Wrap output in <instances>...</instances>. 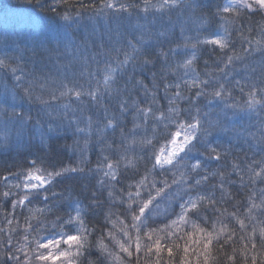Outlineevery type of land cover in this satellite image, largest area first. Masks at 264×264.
Segmentation results:
<instances>
[{
  "label": "trees",
  "instance_id": "1",
  "mask_svg": "<svg viewBox=\"0 0 264 264\" xmlns=\"http://www.w3.org/2000/svg\"><path fill=\"white\" fill-rule=\"evenodd\" d=\"M178 1L179 4L185 2ZM227 1L192 0L193 5L185 10L179 9V4L175 9L166 7L165 0H147V3L145 0H0L1 8L23 13L30 11L45 27L62 28L76 43L82 39L83 43L79 44H82L83 59H86L79 65V61L75 63L66 57V69L61 75H52L53 82L49 79L44 86L46 70L40 62L39 45L18 40L15 47L5 41L13 48L5 50V47V53H0V61L16 79H21L19 85L23 86L24 93L20 97L26 104L20 98L19 109L12 112L14 120L0 123L7 130L5 135L0 131V191L9 190L3 177L21 179L24 171L32 168V161L45 174L75 167L78 169L75 173L61 175L41 193H35L33 204L51 206L55 210L61 205L79 203L87 205L93 216L103 212L106 190L98 183L102 179L98 171L103 165L102 155L115 157L122 141L134 135H145L143 127L135 133L132 131L135 123L143 124L144 121V113L139 109L151 106L154 114L166 112L170 100L179 103L184 113L198 115L203 125L196 159L203 161L209 171L219 167L226 174L232 172L233 162H236L244 180L248 181L247 165L264 160V13L245 10L225 13ZM120 5L126 9L125 20L119 21L118 16L108 15V24L124 25L118 26L121 37L119 41L114 40L113 45L104 43L102 38L98 41L100 37L96 34L91 41L85 39V22L79 32L71 25L64 28L57 24L69 14L73 22L90 18V13L93 16L95 13V18L101 13L99 16H106L107 7ZM155 6L158 11H153ZM97 24L103 35L105 27ZM81 32H84L83 38ZM113 33L115 38L114 28ZM220 38L227 41L225 49L206 42ZM44 42L49 47L54 44L52 40ZM89 43L92 45L88 46ZM31 48L36 50L29 52ZM106 53H109L106 65L118 68L103 87L95 70L102 65ZM193 55L196 59L185 69L182 65ZM122 60L126 61L125 65L119 66ZM47 75L49 77L50 73ZM90 80L95 86L88 83ZM39 86L45 91L40 92ZM220 87L224 91L217 97L214 92ZM197 91L201 93L199 98L195 95ZM176 92L181 96L177 97ZM61 94H76L78 98L75 101L68 97L72 103L70 112L60 109L62 114L57 117L52 99L61 98ZM109 120L114 121L116 127L105 134L101 129ZM153 122L154 119L149 118L147 128ZM12 139L19 141L17 146L12 147L15 142ZM209 148H215L221 154L219 161L210 158ZM229 180L237 183L229 184ZM124 182L122 179L121 184ZM215 182L210 180L206 190H212ZM240 182L234 172L224 181L237 200L242 199L246 189L251 187L246 183L245 191H242L238 188ZM44 196L47 199H43ZM0 203L4 202L0 200ZM7 203H4L5 207ZM7 211L12 212L10 206ZM8 218H12L11 214ZM17 219L23 225L22 218L17 216ZM0 227L3 228L0 239L6 240L10 225L5 222L3 210H0ZM11 227H15V223ZM44 235L57 236L60 230L48 226ZM180 244L183 247L182 240ZM94 255L85 251L84 264H88ZM79 258H75L74 264ZM147 259L142 256L141 264ZM151 259L156 257L153 255ZM192 259L195 264V256ZM163 260L166 262L168 257L165 255Z\"/></svg>",
  "mask_w": 264,
  "mask_h": 264
},
{
  "label": "snow or ice",
  "instance_id": "2",
  "mask_svg": "<svg viewBox=\"0 0 264 264\" xmlns=\"http://www.w3.org/2000/svg\"><path fill=\"white\" fill-rule=\"evenodd\" d=\"M145 2L147 3V0ZM230 2L233 10L239 3L248 12L264 13V0ZM206 42L220 49L227 47L225 38ZM195 59L193 55L182 66L187 69ZM228 60L230 62L231 57ZM108 79L112 77L106 76V81ZM223 91V87H220L215 90L214 95L220 97ZM175 95L180 97L181 93L176 92ZM195 95L199 98L201 93L197 91ZM139 111L144 113V121L143 124L137 122L133 125L134 133L141 127L146 130L149 118L165 121L164 110L154 114L151 106H148ZM184 111L175 100L169 101V107L166 109L167 121L175 124L177 130L168 143L170 147L167 145L160 147L156 152L151 177L146 172L137 182H129L121 187L119 181L122 170H136V161L143 157L134 153L133 158L129 159L122 152H117L115 157L110 154L102 157L103 165L98 169L102 179L98 183L105 188L108 201L113 206L107 210V216L115 229V232L108 234L114 248L109 247L102 239L96 241V248L106 253L114 264H141L142 256L148 258L145 264H193V256L195 264H264V167L256 170L249 166L248 181H245L241 175L242 169L236 162H233L232 172L226 174L219 167L209 171L204 167L203 161L198 159L184 161L178 159L187 144L195 138L193 129L200 126L198 115L191 124L179 123L173 119L174 115ZM115 127V122L109 120L101 132L106 134L108 129ZM129 141L146 147L151 144L152 138L147 135H134ZM209 151L212 153L211 159L216 161L221 159V154L215 148H209ZM30 163L32 168L24 171L19 182L10 183L9 190L0 191V200L8 202L7 207L0 203V210L4 211L5 222L10 225L7 239H0L2 249L0 264H73L71 258L80 257L82 250L89 246L86 243L87 225L83 219L86 209L79 203L75 204L69 214V223L60 228L59 238L48 239L44 235L47 227H42V224L47 220L51 206H38L32 201L34 194L41 188L47 187L59 176L69 172L75 173L78 169L65 168L45 174L35 161ZM164 169L171 170L174 178L172 184L167 183V177L160 179L159 171ZM233 172L240 178L241 182L238 184L240 190L245 191V184L248 182L259 185V198L255 196L253 189L248 187L246 189L248 194L237 200L231 188L226 187L224 183L227 176ZM3 179L8 180V177L5 176ZM210 180L216 182L209 191L206 190V186ZM228 183L237 182L229 180ZM173 189L185 193L179 202L175 203L174 211L169 213V204L172 203L170 199L159 205L158 210L152 213L153 220L165 216L169 218L163 223L149 222L146 216L154 207V202L159 201L164 194ZM43 199H47V196ZM230 201L234 203L229 204ZM9 206L12 210L11 219L8 218ZM17 209H20L19 213L16 212ZM124 211H127V218L123 215ZM17 216L22 218L23 225ZM14 223L15 227H11ZM72 225L78 227L73 229ZM2 233L3 228L0 227V234ZM115 233H119L121 238L117 239ZM14 240L17 242L23 240L24 243L18 246ZM181 240L183 247L180 244ZM153 255L156 257L155 260L151 259ZM165 255L168 257L166 262L163 260Z\"/></svg>",
  "mask_w": 264,
  "mask_h": 264
},
{
  "label": "rangeland",
  "instance_id": "3",
  "mask_svg": "<svg viewBox=\"0 0 264 264\" xmlns=\"http://www.w3.org/2000/svg\"><path fill=\"white\" fill-rule=\"evenodd\" d=\"M163 3L166 4V7H172L173 9H175V7H177V4H179V1L178 0H168L167 2H163ZM190 5H193L192 0L182 2V4L181 3L179 4V9L183 8L186 10L188 9ZM107 9H108V12L106 13V16L105 15L99 16L102 14L100 12L101 14L98 13L99 15H97V18H95V13H94V16L90 13V18H87L81 21L77 20L73 22V21H70V19H72L73 17L72 15L70 16L69 14L66 16L67 18H69L68 20L65 19L64 17L58 20L57 24L58 26L61 25V27H64V28H68V26L71 25V27L74 28V31L79 32V29L83 25L82 23L85 22L87 23L84 25V27L87 29V34L84 37L85 39L88 38V40L91 41V37L95 36L94 34H96L97 37H100L98 41H101V38H102V41L104 43L111 42V44L113 45L115 44L114 40L119 41V38L121 37V30L120 28H118L119 25H117L119 23H115V24L111 23V25L108 24V19L110 17V16L108 17V15L110 14L116 17L118 16L119 18L118 17L117 18L119 19V21L125 20L127 16L123 15V13L125 12L124 6L120 5V6H114V7H107ZM157 9L159 8L156 7L155 10L153 9V11H158ZM225 9H228V11H225ZM235 10H244V9L241 7V4L238 3L235 5ZM235 10H233V5L230 2V0H228L227 3L225 4L224 12L228 13V12L235 11ZM78 17H81V16H78ZM98 22L101 23L105 27V29H103V35H102V32H99L97 29ZM122 26L124 25L120 24L119 27H122ZM113 28L115 30V35H116L115 38L113 37V34H114ZM83 35H84V32H81L82 38H83ZM18 40L19 41L22 40L24 41V43H28V45L30 43H34V44L37 43V45H39V51L42 52L41 53L42 55L40 57V62L46 70V76H45L44 84H43L44 86H45V83H47L49 79L51 80V82H53L52 75L54 77H56L58 73H60L61 75L62 71L66 69V63L68 61L67 59L65 60L66 57H70V59L75 63H78L79 61V65L81 63V60H86L85 58L83 59L84 55H82L83 54V49L81 47L82 44L81 45L79 44V43H83L82 39L80 42L76 43L75 39L72 36L68 35L67 32L63 30L62 28L58 30L56 28L45 27L44 23L41 24L35 20V18L31 15L30 11L23 13L19 10H10L9 8L4 9L0 7V51H1L0 53H5L4 51L7 49L12 50L13 48L12 46L15 45L16 42H19ZM44 40H48V41L52 40L54 44H52L51 47H49L47 46V43L44 44L45 43ZM5 41H7L8 43H12L13 45L11 46L9 44L11 46L9 48L8 45L5 43ZM90 45H92V43L88 44V46ZM16 46L17 45H15V47ZM34 50L36 49L31 48L28 51L32 52ZM108 56H109V53H106L105 57L103 56L104 61L102 62V65L99 66L98 69L95 70L98 73V80H99L98 82L103 87H106L109 81V79L106 81V76H109V75L111 77L114 76L118 68V66L110 68L106 65L105 61L107 62L109 61L107 59ZM61 58L62 60H60ZM61 61L63 62L59 63ZM125 62H126L125 60H122L119 66L125 65ZM91 71L94 72V70H91ZM49 73H50L51 78L50 76L48 77L47 75ZM90 81L88 83L93 85L94 84L93 81L91 82ZM19 83L20 84L22 83L21 79H18V78L16 79L13 73L8 71L7 67L4 66V63L0 61V123L3 122L2 124H5V120L7 121L14 120V115H12V112H15V110L19 109L20 104H21L20 98L26 104L23 97H20V94L21 93L23 94L24 90L22 88L23 86L19 85ZM39 90L40 92H43L45 91V88L43 86H39ZM60 96L62 99L59 98L58 96H56L55 99H52V101L56 104L57 110L55 111V115L57 117L61 116L62 114L61 112H60L61 114L59 113L60 109L62 110V112L64 111L70 112L72 108L71 100L76 101L77 100L76 98H78L76 94L71 95V96L68 94H61ZM27 97L28 96L26 95V98ZM68 97H70L71 100H69ZM35 101L39 102L38 100H35ZM3 111L6 113H4ZM2 117L5 119H3ZM2 126L3 125L0 126V131H2L3 135H5L7 130L3 128ZM12 141H15V142H12V147L17 146V143H19V141H16L14 139H12ZM167 146L170 147V145L168 144ZM21 179L6 180L5 182L6 187L8 188V185L10 183L19 182ZM45 188L46 187L41 188L39 192L41 193V191H43V189ZM12 190L14 191L15 189H12ZM10 214L11 212L9 213V215ZM47 238L56 239V238H59V235L57 236L54 235L53 237L50 236ZM13 242L17 243L18 246L19 244L24 243L23 240H20L18 242L14 240ZM33 247H35V245H33ZM75 258L76 257L71 258L73 260V264L75 263Z\"/></svg>",
  "mask_w": 264,
  "mask_h": 264
},
{
  "label": "clouds",
  "instance_id": "4",
  "mask_svg": "<svg viewBox=\"0 0 264 264\" xmlns=\"http://www.w3.org/2000/svg\"><path fill=\"white\" fill-rule=\"evenodd\" d=\"M167 115H168L167 112H165V121L154 119V122L152 123L151 127L147 128L146 130L144 129L145 135L150 136L152 138V142L150 145L145 147L140 145L139 143L132 144L129 141V139H127L122 141V143L118 146L119 147L118 152L125 153L126 157L129 159L133 158L134 153L137 156L143 157L142 159L136 161V170L134 171L122 170V175L119 181L121 187H124L129 182L131 183L137 182L140 176L145 174L146 172L149 173L151 177V169L153 168V160L156 152L159 150L161 144L169 143V141L172 139L173 134L177 130L175 124L171 123L170 121H167ZM194 117L195 115H193L192 113L183 112L178 115H174L173 119L177 120L179 123L191 124L195 122ZM166 121H167V126H165ZM199 124L200 126L198 129H193L195 138L190 143L187 144L185 150L182 153H180L178 159L182 161L188 159H196V155L199 152L201 146L202 135L204 133L203 125L200 122ZM121 163L123 164L124 162L122 161ZM249 166L257 170L260 167H264V160L253 161L251 164L247 165V168H249ZM159 177L161 180L167 177L168 184H172L174 179L171 175V170L169 169H164L163 171H159ZM122 179L125 181L123 184H121ZM251 188L253 189L255 196L259 198L260 186L251 184ZM247 194L248 193L246 192L244 196ZM184 195L185 193L183 191H177L176 189L167 192L162 196V198L159 201L154 202V207L148 211L146 219L153 224L163 223L166 219L169 218V216L160 217L161 219L159 220L157 219L153 220L152 213L158 210L159 205L165 204L170 199L172 200V203L169 204V213H172L175 209V203L179 202L180 198L183 197ZM105 200H106L105 210L103 212H98L95 216L92 215V210H90L87 207V205L80 204L82 208L86 209V211L84 212L83 219L85 224L87 225L86 243L89 246L85 247L82 250V255L78 259V264H84L85 251L95 254L94 257L88 261V264H114V262L106 253H103L96 248V241L101 239L104 240L105 243L109 245V247L114 248V243L112 240L108 238V234L115 232V229L113 228L107 216V210L113 206L110 205L107 196L105 197ZM74 207L75 204H68V205H61L55 210L51 209V212L48 215L47 220L42 224V227L51 226L53 228V226L55 225V228L58 227L60 230L61 227L69 223L70 221L69 214L72 212ZM123 215L125 216V218H127V211H124ZM71 227L74 229L78 227V225H72ZM115 234L116 237L121 238L119 233H115Z\"/></svg>",
  "mask_w": 264,
  "mask_h": 264
},
{
  "label": "water",
  "instance_id": "5",
  "mask_svg": "<svg viewBox=\"0 0 264 264\" xmlns=\"http://www.w3.org/2000/svg\"><path fill=\"white\" fill-rule=\"evenodd\" d=\"M181 1H187V0H181Z\"/></svg>",
  "mask_w": 264,
  "mask_h": 264
}]
</instances>
